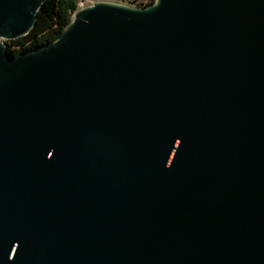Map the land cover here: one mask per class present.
<instances>
[{
    "label": "water",
    "instance_id": "95a60500",
    "mask_svg": "<svg viewBox=\"0 0 264 264\" xmlns=\"http://www.w3.org/2000/svg\"><path fill=\"white\" fill-rule=\"evenodd\" d=\"M0 0V264H264V0L100 3L14 56Z\"/></svg>",
    "mask_w": 264,
    "mask_h": 264
},
{
    "label": "trees",
    "instance_id": "16d2710c",
    "mask_svg": "<svg viewBox=\"0 0 264 264\" xmlns=\"http://www.w3.org/2000/svg\"><path fill=\"white\" fill-rule=\"evenodd\" d=\"M135 1L140 2L138 8H147L155 3V0ZM76 8L75 0H44L35 28L27 36L11 41L8 51L18 56L55 43L72 23L71 15Z\"/></svg>",
    "mask_w": 264,
    "mask_h": 264
},
{
    "label": "built area",
    "instance_id": "2783aa9c",
    "mask_svg": "<svg viewBox=\"0 0 264 264\" xmlns=\"http://www.w3.org/2000/svg\"><path fill=\"white\" fill-rule=\"evenodd\" d=\"M123 0H78L77 2V8L74 13H72L71 18L72 21L75 17V15L86 8L93 7L96 4L100 3H112V4H118L121 5Z\"/></svg>",
    "mask_w": 264,
    "mask_h": 264
},
{
    "label": "rangeland",
    "instance_id": "374dc122",
    "mask_svg": "<svg viewBox=\"0 0 264 264\" xmlns=\"http://www.w3.org/2000/svg\"><path fill=\"white\" fill-rule=\"evenodd\" d=\"M75 2L77 3L78 0H75ZM139 3L140 2H137L135 0H123L121 5L128 6V7H133V8H138ZM5 44L8 47V46H11L12 45V42L7 41V42H5Z\"/></svg>",
    "mask_w": 264,
    "mask_h": 264
}]
</instances>
